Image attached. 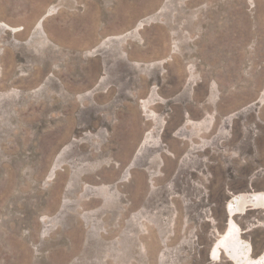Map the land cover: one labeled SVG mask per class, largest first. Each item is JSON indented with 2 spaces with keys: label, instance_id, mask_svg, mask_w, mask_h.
Listing matches in <instances>:
<instances>
[{
  "label": "rangeland",
  "instance_id": "1",
  "mask_svg": "<svg viewBox=\"0 0 264 264\" xmlns=\"http://www.w3.org/2000/svg\"><path fill=\"white\" fill-rule=\"evenodd\" d=\"M251 191L264 0H0V264H230ZM236 218L259 255L264 211Z\"/></svg>",
  "mask_w": 264,
  "mask_h": 264
},
{
  "label": "bare ground",
  "instance_id": "2",
  "mask_svg": "<svg viewBox=\"0 0 264 264\" xmlns=\"http://www.w3.org/2000/svg\"><path fill=\"white\" fill-rule=\"evenodd\" d=\"M247 209L264 211V191L240 192L230 197L225 204V226L208 252L213 261L218 260L223 253L230 264H264V248L253 257L252 248L242 240L235 221L237 216L245 215Z\"/></svg>",
  "mask_w": 264,
  "mask_h": 264
},
{
  "label": "flooded vegetation",
  "instance_id": "3",
  "mask_svg": "<svg viewBox=\"0 0 264 264\" xmlns=\"http://www.w3.org/2000/svg\"><path fill=\"white\" fill-rule=\"evenodd\" d=\"M225 220H226V217H225ZM224 224H225V222H224ZM224 224H223V228H224ZM126 225H127L126 236L128 237V240H129L126 244V251L130 254L136 255V251L138 250V251H140V254H143L144 256H146L147 254L152 255L151 251L149 253H147L144 247L140 248L142 243L139 241V234L137 233L135 227L131 225L130 220L126 221ZM158 232H160V230H157L154 227V231H152L151 234L154 237ZM146 234L147 233L145 232V235ZM195 236H198L197 232H196ZM195 245H196V242H195ZM141 249L144 250V252H141ZM193 250H194V248H193Z\"/></svg>",
  "mask_w": 264,
  "mask_h": 264
}]
</instances>
